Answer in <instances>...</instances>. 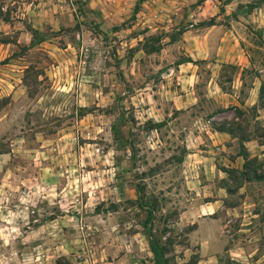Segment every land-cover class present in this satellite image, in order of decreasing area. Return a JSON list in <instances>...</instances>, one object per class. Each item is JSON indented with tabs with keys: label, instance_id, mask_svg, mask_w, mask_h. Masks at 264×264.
I'll return each mask as SVG.
<instances>
[{
	"label": "rangeland",
	"instance_id": "1",
	"mask_svg": "<svg viewBox=\"0 0 264 264\" xmlns=\"http://www.w3.org/2000/svg\"><path fill=\"white\" fill-rule=\"evenodd\" d=\"M198 4L0 0V264H264V0Z\"/></svg>",
	"mask_w": 264,
	"mask_h": 264
},
{
	"label": "crops",
	"instance_id": "2",
	"mask_svg": "<svg viewBox=\"0 0 264 264\" xmlns=\"http://www.w3.org/2000/svg\"><path fill=\"white\" fill-rule=\"evenodd\" d=\"M206 1L207 0H202L204 5H197L196 8L194 9H188L187 13L184 12H176V16L179 18L185 16L191 17L193 14H199L202 16V13L206 12L204 10V6H206ZM213 14L212 12H210ZM192 18V17H191ZM174 19V18H173ZM193 23H196L194 20L190 21L186 26H184V29H182L180 35L182 39L186 40L187 47L186 49L188 50V55L191 57L193 60L194 57L192 56V49L202 47L203 45L207 44V42L213 41L214 46L216 47V56L212 58L213 60L219 59V61H231L234 60V54H229V51L232 49H237L236 45V39L235 36L231 33V30L229 28H226V26L220 24V23H208L207 25H194ZM211 44V43H210ZM238 44V42H237ZM193 45V47H192ZM212 45V44H211ZM227 49V53L223 54L224 50ZM196 52V51H195ZM220 52V53H219ZM239 58L237 63H241L240 66H245L247 65V62H241ZM193 70H190L188 74H186L188 77L193 76L192 73ZM251 86L249 87L248 92L252 94H256L258 92V85L255 79L252 80ZM189 96H186L185 98H188ZM194 98V97H193ZM183 100V98H182ZM254 100H252L253 103ZM255 117V116H254ZM228 135L224 129H214L210 132V135ZM249 138H255L254 136H249ZM248 138H243L241 139L242 141H247ZM193 153V152H192Z\"/></svg>",
	"mask_w": 264,
	"mask_h": 264
},
{
	"label": "trees",
	"instance_id": "3",
	"mask_svg": "<svg viewBox=\"0 0 264 264\" xmlns=\"http://www.w3.org/2000/svg\"><path fill=\"white\" fill-rule=\"evenodd\" d=\"M148 244L156 263L163 264L164 263L163 246L159 244L156 240H153L152 238L148 239Z\"/></svg>",
	"mask_w": 264,
	"mask_h": 264
}]
</instances>
